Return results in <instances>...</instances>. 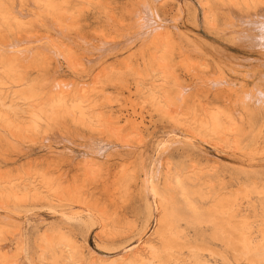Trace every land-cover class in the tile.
Returning a JSON list of instances; mask_svg holds the SVG:
<instances>
[{"label":"rangeland","instance_id":"rangeland-1","mask_svg":"<svg viewBox=\"0 0 264 264\" xmlns=\"http://www.w3.org/2000/svg\"><path fill=\"white\" fill-rule=\"evenodd\" d=\"M66 1L68 2L66 8L70 9L74 21L68 19L72 23L67 22L70 28L61 35L62 39L60 35L51 30L48 17L44 20L45 16L40 15V12L44 11L43 8L39 10L32 6L29 0H24L22 4L20 0H5L7 8L9 10L13 8L12 12L21 10V12L27 13L26 16L31 15L30 17L25 16L28 20L26 22L34 23L37 19L38 25L34 24L31 29L33 32L31 31L30 35H33L34 43H36L35 40L38 42L40 39L43 40L42 37L44 40H49L48 37H52L53 40L69 48L76 59V70L72 72L65 66L66 63L63 60L57 61L51 58L41 73H38L36 69L29 70V80L38 82L40 77L37 75L39 74L46 79H51L50 81L54 77L65 80L63 84L73 82L90 85L100 72H109L110 75H113V77H109L115 80L109 78L107 81L112 80V82L107 83L106 81L100 85L103 87L100 91H95L96 94H92V101L95 103V111L108 119L110 126L119 130L123 139H114L105 129L98 134L90 130L86 124L71 123L69 120L57 126V129L53 127L46 130V127L40 124L37 133L22 132L16 136L0 127L1 181H17V184L35 181L33 184L38 186L39 178L45 177L51 180L52 184L60 183L63 187H75L82 202L99 212L93 216L97 222L93 220L92 226L84 227L74 221L65 222L66 220L64 221L62 216L60 217L64 213L71 216L81 212L83 208L76 204L63 203L62 207L51 206L44 201L31 198L3 203L4 208L0 209V233H2L0 242L8 246V249L5 250V253H8L4 264H52L49 254L47 255L45 252V241H53L58 236H63L75 247L77 264H88L92 257L112 258L121 249L137 247L139 238L144 235L143 239L147 238L155 229L152 221H149L151 223H148L146 229H142L144 221L142 212L145 205L142 184L147 172L158 168L159 163L161 164L158 178L160 185H162L165 172L168 169L174 171L181 169L184 172L197 174L200 179L197 184H203L200 188L202 193L210 195H216L225 188L230 193L240 191L245 183V173L248 171L264 177V127L260 126L264 121H256L250 130L248 123L238 122L241 123L240 132L229 134L230 136L227 138L239 142L238 146L234 144H231L232 147L231 145L225 146L216 139L207 137L203 130L198 131L195 126H191L190 117H186L188 120L185 123L184 120L181 123L176 122L169 116L156 111L146 97L138 93L140 83L144 82L142 87L149 83V77H145L139 72L143 69L142 63L146 62L153 52L152 48H147L142 44L144 39L141 41L142 39L139 38L141 36L138 37L139 39L136 37L139 33L137 32L138 27L135 26V16L139 12L144 15L145 11L141 8L137 14L133 12L140 8V2L143 0ZM180 1L181 7L183 6V10L185 9L184 14L176 22L177 30L169 29V31L171 34L174 31L170 41L174 76L181 85L183 84L182 86L189 85L187 86L188 90L191 89L190 92L188 91V99L185 102V106L188 108L183 112L186 110L197 111L199 115L202 108L206 106L217 107L228 111L237 122L244 112H242L238 101L239 98L254 90L255 85L263 84L261 75H259L262 69H255L256 64L254 63L259 59L264 61L263 57L259 56L257 48H251L246 42L234 39L235 35L231 34V31L241 27L237 21L238 18H241L242 14L247 16L248 13L240 12L239 7L238 9L237 7L229 9L228 5L219 7L220 9L215 11L216 15L214 13L215 20L212 26L203 19L199 0H186V5L184 0ZM6 5H4L5 10ZM159 5L157 4L156 7L160 17H166V20L171 21L178 5L175 2L167 3L163 8ZM202 5L206 7L203 3ZM262 7L259 6V8ZM232 11L233 13L239 11L238 13L242 14L238 17L239 14L234 13L235 15H233ZM36 12L39 15L33 19ZM134 14L135 16H132ZM233 19L236 21L233 24H237L236 29L234 26H230ZM229 27L231 28L228 29ZM226 30L229 31L227 34ZM58 36L61 37V40ZM220 60L226 61L225 64H220ZM182 63L189 65L193 71L192 74L184 69ZM137 65L140 67L138 68ZM217 69L225 72L221 75L226 83L224 86L218 81L220 84L217 82L216 85L219 78L215 77L217 80H211L213 84L210 88L213 85L217 86L216 90L221 86L222 89L213 92V87L211 90L209 88V83L212 82L207 84L206 82L208 81L207 77H211L213 73L214 76L218 75V73L216 74ZM139 74L142 77H139ZM198 76L199 80H204L203 76L204 78L206 76L207 80L201 81L205 85L197 82ZM188 82L189 84H187ZM165 86L170 90L171 83L169 82ZM195 89L196 92H194ZM175 116L174 114L173 117ZM258 130L261 131L260 134L257 133ZM256 135H259L260 138L261 153L257 155L259 158L256 156L252 165L247 167L248 158L243 148L247 143L248 136ZM122 141L123 144H126V148L122 147ZM203 141L205 142L203 143ZM190 144L193 146L190 147ZM93 149V152L90 151ZM84 167L93 169L88 171ZM253 167L255 168L253 169ZM112 180L113 182H111ZM256 197L253 195L252 201H258ZM239 198V201H243L240 196ZM194 199L191 201H202L198 198ZM100 214L102 215L99 218ZM202 230L189 228L185 234L191 242L200 241L201 232L204 231ZM205 234L209 236L210 232L202 233L205 243H208L211 249L218 248L217 250H219L220 248L215 245L217 243L207 242L209 239ZM205 257L211 264H214L211 257L208 255ZM60 264L64 263L60 262Z\"/></svg>","mask_w":264,"mask_h":264},{"label":"bare ground","instance_id":"bare-ground-1","mask_svg":"<svg viewBox=\"0 0 264 264\" xmlns=\"http://www.w3.org/2000/svg\"><path fill=\"white\" fill-rule=\"evenodd\" d=\"M23 1L24 0H20V3L22 4ZM29 1L32 6L39 8V10H41L40 8L44 9V11L40 12V15L42 17L45 16L43 17L44 20L48 17V23H51L50 28L57 35L61 36L69 30L70 25L68 26L67 22L70 23L74 20L72 17L73 14L70 13V9L66 8L68 5L66 0ZM143 1H141L142 3L140 2L139 9L136 8L137 10L135 12L131 10L136 14L141 8L145 11V13H143L144 15H142V12H139L136 16L135 14L132 15L136 17L135 26L138 27L137 32L139 35L136 37H143H139L142 39L141 41L144 39L142 44H144L145 47L147 46V48H152L153 52L150 54L148 60L142 63L143 69L139 72L142 73L143 76L149 77V83L147 86L142 87L144 82L140 83V81L138 93L146 97L147 101L156 111L165 116H169L172 120L180 123L184 120L185 123V121L188 120L186 117H190V122L193 124H191V126H195L198 131L203 130L207 137L216 139L220 144H224L225 146H230L231 144L238 146L239 142L233 141V139H227L230 136L229 134H238L240 132V125L243 121L246 122V124L248 123L249 130L256 121H264V61H260V59L254 61L256 64L255 69H262L259 75H261L263 84L255 85L256 88L253 87L255 91L251 90L249 93H246V91V94L243 93V96L240 98L238 97L242 112H244L240 115L239 119H237V122L228 111L210 106L202 108V104L200 105L202 110L199 115L197 111L191 112L190 110H186L183 112L188 108L185 106V102L188 99L187 95L191 89L188 90L187 86L189 85H184L185 87L182 86L183 84L181 85L176 76H174L175 72L172 66V53L170 48V41L173 38L172 34H174V31L171 34L169 29L177 30L178 26L175 27L176 22L184 14L185 9L183 10V6L181 7L182 4L180 0ZM185 1L186 0H184V3L186 5L187 1ZM199 1L203 11L204 21L208 24L210 23L212 26L215 20L214 13L216 15L215 11H218L220 9L219 7H226V5L230 6L229 9L232 7H237L238 9L239 7L240 12L248 13V15L246 14L247 16L241 13L242 16L244 15V18L241 16V18L237 20L241 27L238 30L231 31V34L235 35L234 39L246 42L251 48H257L259 56L264 59V0ZM170 2H175L178 6L176 7V12L172 16L171 21H168L165 19L166 17H160L156 6L160 4L159 6L163 8L164 5ZM202 3L206 5V7L203 6ZM4 5H6L5 0H0V127L10 131L9 133L11 135L16 136L22 132L37 133L40 124L45 126L46 130H50L53 127L57 129V126L69 120L71 123L78 122L83 125L86 124L90 130L98 134L105 129L114 139L122 140L123 138L121 137L120 131L116 128H112L109 123L110 121L102 114L95 111V103L92 101V94H96L95 91H100L101 87H103L100 85L106 82L110 77H113V75L111 74V76L109 72L102 71L96 75L95 81L90 85H84L85 83H82L83 85L81 83L75 84L73 82H66L63 84L65 80L63 81L61 79V81L57 77H54L52 81H50L51 79H46L39 74L37 75L40 77L38 82L29 80V70L36 69L38 73H41V71L45 70L48 60L51 58L57 61L63 60L66 63L65 66L68 69L70 68L71 70H69L72 72L76 70V59L69 48L53 40L52 37H48L49 40H44L42 37L43 40L40 39L39 42L36 40V43L33 42V35L30 36L33 32L31 29L34 27V24L38 23L36 16H38L39 13L36 12L34 13L35 15L32 13L35 16L33 19H36V22L34 20H31L34 21V23L26 22L28 21L26 17H30L31 15L28 14L29 16H26L27 13L24 12V14L21 12L20 9L22 8H18L20 11H16L17 14L11 11L13 8L9 10L7 5L5 7L8 11H6ZM259 6L263 7L259 8ZM239 11H234V13L237 15ZM234 13L232 11L233 15H235ZM232 14L231 16H233ZM241 14H239L238 17ZM68 19L71 21L69 22ZM234 20L235 19H233V22L231 21V27L237 26V24H233L236 22ZM225 32L227 34L229 31L226 30ZM60 36H58V38ZM217 60L219 59L217 58ZM225 62L226 61H221L220 64H225ZM182 64L184 69L187 70L189 74H192L193 71L190 69L189 65L185 63ZM139 67L140 66H138V68ZM196 72L194 73L196 74ZM113 73L115 74V72ZM217 73V76H214V73L211 77L208 76L206 84L213 80H217L215 77H218L219 79L216 81V85L219 82L224 85L226 80L224 81V77L221 74L225 72H222L221 69H217L216 74ZM140 75L141 74H139V77H142ZM223 75L225 76V74ZM199 76L197 82L199 84L201 83V85H205L202 84L201 81L205 82V80H207L206 76L205 78L203 76L204 80H199ZM92 78L94 80V77ZM209 78L211 79L209 80ZM112 80L115 79L113 78ZM112 80L107 81V83L112 82ZM169 82L171 83L170 90L165 88V85ZM187 84H189V82ZM209 84L210 88L213 82ZM212 87L210 90L212 89L214 92L217 86L214 87L212 85ZM221 87L218 89H222ZM218 89L215 92H217ZM206 90V92H208V89ZM194 92H196V89ZM10 94L11 96H8ZM174 114L176 115L175 117H173ZM236 117H238V114H236ZM260 126L264 127V123ZM260 132L261 131L258 130L257 133L260 134ZM126 136H128L127 133ZM192 137L190 138L192 139ZM194 137L196 138L197 136ZM259 141V135L248 136L247 143L243 148L248 158L247 167L252 165L253 161L258 157L257 155L261 153ZM188 142L190 143V140ZM204 142L205 141H203V143ZM99 144L101 143L99 142ZM125 145L126 144H123L122 147H125ZM191 146L193 145L190 144V147ZM232 146L233 145H231V147ZM90 151L93 152L94 149ZM88 165L92 166L89 163ZM159 165L160 166L155 170L147 172L142 184V189L145 194V205L142 212L144 216L142 229H146L148 223H151L149 221L154 223L155 229H153L147 238L143 239L145 235L139 238L137 247L121 249L120 252L118 251L112 258L101 259L92 257L88 264H211L205 257L207 255L213 259L214 264H264V177H262V175L248 171V173H245V183H243L240 191L238 190V192L230 193L225 188L216 195H210L202 193L200 188L203 184H197V182L200 181L197 174L184 172V170L181 169L175 171L168 169L165 172L164 181L162 185H160L158 183V178L160 176L161 164L159 163ZM84 168L88 171L93 169ZM254 168L255 167H253V169ZM2 182L3 180H0L1 210L4 208L2 205L3 203L11 201L16 202L22 198L41 200L51 206L59 207H62L63 203H68L69 205L76 204L78 207L83 208L81 212L74 213L71 216H67L64 213L60 215V217L62 216L61 218H63L64 221L66 220L65 222L74 221L76 224L78 223L84 227L92 226L95 218L93 216L96 213L99 214V212L94 211L92 207L82 202L75 187H63L60 183L56 185L52 184V181L45 177L39 178L38 186L33 184L35 181L33 183L27 181L19 184H17V181L10 182V180L8 182ZM111 182H113V180ZM253 195L257 196L256 200L258 201H252L251 198ZM239 196L243 201H239ZM194 198L201 199L202 201H191L195 200ZM101 215L102 214L99 215V218ZM5 217L6 215H4V218ZM8 219L10 220V218ZM103 221H105V219H103ZM189 228L194 230L203 229L205 232L209 231V236L205 234L209 239H206L207 242L217 243L215 245L220 248V251L217 250L218 248L215 249L217 251L213 250L214 248L211 249L209 244L205 243L203 239L204 236L202 235L204 232L203 230L200 235V241L195 240L191 242L185 234V231ZM0 236H2V233H0ZM45 236L48 238L47 235ZM6 249H8V246L0 242V263L3 264L6 263L7 259L8 252L5 253ZM45 252H47V255L49 254L52 264H60V262L64 264H77L75 259V247L63 236H58L53 241H45Z\"/></svg>","mask_w":264,"mask_h":264}]
</instances>
